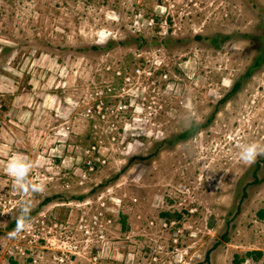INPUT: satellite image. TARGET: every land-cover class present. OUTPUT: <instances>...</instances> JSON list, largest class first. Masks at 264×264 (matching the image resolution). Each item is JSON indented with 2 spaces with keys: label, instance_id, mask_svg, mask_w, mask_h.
Segmentation results:
<instances>
[{
  "label": "rangeland",
  "instance_id": "1",
  "mask_svg": "<svg viewBox=\"0 0 264 264\" xmlns=\"http://www.w3.org/2000/svg\"><path fill=\"white\" fill-rule=\"evenodd\" d=\"M262 35L264 0H0V264H264Z\"/></svg>",
  "mask_w": 264,
  "mask_h": 264
},
{
  "label": "clouds",
  "instance_id": "2",
  "mask_svg": "<svg viewBox=\"0 0 264 264\" xmlns=\"http://www.w3.org/2000/svg\"><path fill=\"white\" fill-rule=\"evenodd\" d=\"M262 153H264V146L256 142L239 145L238 156L242 162H252L257 155ZM31 169L32 163L27 157L16 156L7 162V173L14 179L18 190L24 192L29 190L33 192L44 191L45 185L43 183H31L29 176ZM29 207L26 201L22 203L19 215L16 218V227L12 232L8 233L9 237H15L30 224Z\"/></svg>",
  "mask_w": 264,
  "mask_h": 264
},
{
  "label": "trees",
  "instance_id": "3",
  "mask_svg": "<svg viewBox=\"0 0 264 264\" xmlns=\"http://www.w3.org/2000/svg\"><path fill=\"white\" fill-rule=\"evenodd\" d=\"M255 39L258 40L259 43H261V45L259 47V53H258L257 57L254 59V63L251 65L250 69H248L244 78H246V76H250L255 68L260 67L264 63V61H263L264 60V35H262L260 37H256ZM186 135H183V136H186ZM260 215L262 217H264L263 216L264 212L261 213Z\"/></svg>",
  "mask_w": 264,
  "mask_h": 264
}]
</instances>
